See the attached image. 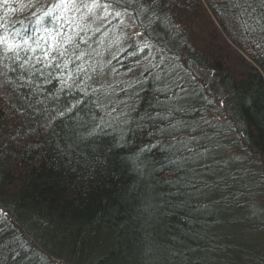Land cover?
<instances>
[{"label": "trees", "instance_id": "16d2710c", "mask_svg": "<svg viewBox=\"0 0 264 264\" xmlns=\"http://www.w3.org/2000/svg\"><path fill=\"white\" fill-rule=\"evenodd\" d=\"M0 264H264V0H0Z\"/></svg>", "mask_w": 264, "mask_h": 264}, {"label": "snow or ice", "instance_id": "6c2138e0", "mask_svg": "<svg viewBox=\"0 0 264 264\" xmlns=\"http://www.w3.org/2000/svg\"><path fill=\"white\" fill-rule=\"evenodd\" d=\"M0 43L7 44L9 49L16 47L14 44L9 43L6 37H0Z\"/></svg>", "mask_w": 264, "mask_h": 264}]
</instances>
